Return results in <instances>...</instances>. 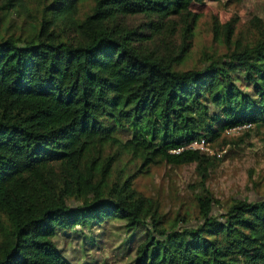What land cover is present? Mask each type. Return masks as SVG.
<instances>
[{"label": "trees", "instance_id": "trees-1", "mask_svg": "<svg viewBox=\"0 0 264 264\" xmlns=\"http://www.w3.org/2000/svg\"><path fill=\"white\" fill-rule=\"evenodd\" d=\"M85 1L0 0V264H73L54 237L93 245L111 226L127 235L113 262L85 264H264V195L222 204L206 185L264 129V28L242 43L215 20L225 53L178 70L205 0H92L80 15ZM201 138L232 145L170 152ZM162 163L195 165L193 224L136 188Z\"/></svg>", "mask_w": 264, "mask_h": 264}, {"label": "rangeland", "instance_id": "rangeland-1", "mask_svg": "<svg viewBox=\"0 0 264 264\" xmlns=\"http://www.w3.org/2000/svg\"><path fill=\"white\" fill-rule=\"evenodd\" d=\"M91 2L92 0H86L81 4L80 15L88 10ZM192 10L199 14V18L194 29L192 46L185 61L177 65L178 70L200 67L204 52L217 55L225 53L221 39L215 38L212 32L211 27L215 20L220 24L231 19L234 20L233 37L242 43L252 42L257 36V32L264 28V0H233L231 2L205 0L203 4H194ZM243 129L229 134V136L235 139ZM231 145L229 142L221 145L214 143L213 149H224L220 157L222 158L230 150ZM240 146L242 149L236 150V154L228 156L223 161H218L210 169L206 181L213 196L222 204L233 197H246L252 200L257 195H264V129L255 132L250 137L249 144ZM200 178L194 164L171 167L162 163L153 166L148 174L137 177L135 186L142 193L158 199L162 210L170 217H173L178 209L180 214H183L184 211L190 213V224H193L195 210L192 187ZM216 209L222 210V208ZM96 230L102 231L103 228L99 227ZM114 233L113 226H111L108 233L96 235L95 243L87 246L79 245L78 239L81 238L75 239L74 235L62 233H58L54 237V241L57 247L62 249L64 255L73 261V264H85L87 261L102 260L103 258L113 262V246L118 243L122 244L123 240L126 241L127 236L117 237ZM101 240L105 241L103 249L100 247L102 246ZM121 251H123V247Z\"/></svg>", "mask_w": 264, "mask_h": 264}, {"label": "built area", "instance_id": "built-area-1", "mask_svg": "<svg viewBox=\"0 0 264 264\" xmlns=\"http://www.w3.org/2000/svg\"><path fill=\"white\" fill-rule=\"evenodd\" d=\"M248 125H237L235 127H230L226 129L227 134H232L234 132H239V130L247 127ZM189 149V150H200L210 156L216 155L217 157H221L224 149L221 150H214L213 144L207 140L206 138H201L200 140H194L186 144L185 146L179 147L177 149L170 150L171 153H178L182 150Z\"/></svg>", "mask_w": 264, "mask_h": 264}]
</instances>
